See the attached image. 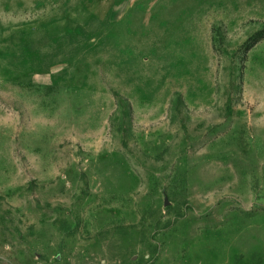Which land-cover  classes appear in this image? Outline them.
I'll use <instances>...</instances> for the list:
<instances>
[{"label":"rangeland","instance_id":"rangeland-1","mask_svg":"<svg viewBox=\"0 0 264 264\" xmlns=\"http://www.w3.org/2000/svg\"><path fill=\"white\" fill-rule=\"evenodd\" d=\"M0 264H264V0H0Z\"/></svg>","mask_w":264,"mask_h":264},{"label":"crops","instance_id":"crops-1","mask_svg":"<svg viewBox=\"0 0 264 264\" xmlns=\"http://www.w3.org/2000/svg\"><path fill=\"white\" fill-rule=\"evenodd\" d=\"M125 17H120V19H119V22H121V21H128L127 19H124ZM138 21V20H137ZM138 27H140L141 28V26L139 25ZM127 25H125L124 26V30H123V32H125V33H128V32H130V31H128L127 29ZM137 28V27H136ZM181 29V28H180ZM182 30V29H181ZM131 32H133V33H137L136 31H131ZM183 36H186V34L185 33H183ZM186 38V37H185ZM184 39V38H183ZM118 46H122V45H124V46H126V48H125V50L124 51H126L127 53L126 54H128V53H130V52H133L132 50H134V49H132L131 48V46H132V42L130 43L129 41H124L123 39H119L118 40ZM169 45L170 46H173V45H175L176 47H180V48H183V47H185V46H189V42L188 41H184V40H181V41H178V42H173V41H171L170 40V42H169ZM131 100V99H130ZM131 101H134V102H145V101H140V99H138V98H134V99H132ZM140 105V104H139ZM138 107V106H137Z\"/></svg>","mask_w":264,"mask_h":264},{"label":"trees","instance_id":"trees-1","mask_svg":"<svg viewBox=\"0 0 264 264\" xmlns=\"http://www.w3.org/2000/svg\"><path fill=\"white\" fill-rule=\"evenodd\" d=\"M255 44H256V42H252L248 46H246L245 53H247L249 50H251Z\"/></svg>","mask_w":264,"mask_h":264}]
</instances>
